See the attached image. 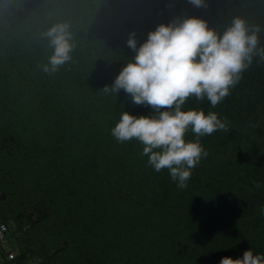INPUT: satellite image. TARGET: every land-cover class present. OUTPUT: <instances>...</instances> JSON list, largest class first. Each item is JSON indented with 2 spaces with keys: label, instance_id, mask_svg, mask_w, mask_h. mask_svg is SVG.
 <instances>
[{
  "label": "trees",
  "instance_id": "obj_1",
  "mask_svg": "<svg viewBox=\"0 0 264 264\" xmlns=\"http://www.w3.org/2000/svg\"><path fill=\"white\" fill-rule=\"evenodd\" d=\"M206 3L0 0V222L16 251L0 264H219L264 253V63L254 61L216 108L195 98L183 106L229 123L200 138L208 155L186 188L156 172L138 140L111 135L124 111H154L123 90L102 91L134 55L129 33L139 46L186 16L220 33L236 16L264 25V0ZM55 23L71 26L75 48L48 74L41 34Z\"/></svg>",
  "mask_w": 264,
  "mask_h": 264
},
{
  "label": "clouds",
  "instance_id": "obj_2",
  "mask_svg": "<svg viewBox=\"0 0 264 264\" xmlns=\"http://www.w3.org/2000/svg\"><path fill=\"white\" fill-rule=\"evenodd\" d=\"M196 8H207L206 0H188ZM264 25L252 24L236 16L222 32L209 27L197 16L175 17L149 31L139 44L135 32L129 33L127 46L134 55L121 69L105 94L123 90L135 105L150 106L149 115L124 111L111 129L117 142L132 139L143 145L142 155L156 172L167 169L181 189L187 187L192 170L208 153L201 137L229 131V123L214 111L183 110L190 98L210 102L212 108L231 95V90L256 61L264 63ZM52 50L44 73L52 74L71 59L75 48L68 23H55L41 34ZM191 131L195 141L185 139ZM264 214V206L260 209ZM219 264H264V253L250 248L242 258L223 257Z\"/></svg>",
  "mask_w": 264,
  "mask_h": 264
},
{
  "label": "built area",
  "instance_id": "obj_3",
  "mask_svg": "<svg viewBox=\"0 0 264 264\" xmlns=\"http://www.w3.org/2000/svg\"><path fill=\"white\" fill-rule=\"evenodd\" d=\"M9 227L5 223L0 222V262L3 260H13L16 258V251L14 249L4 247L6 243V235L8 234Z\"/></svg>",
  "mask_w": 264,
  "mask_h": 264
},
{
  "label": "rangeland",
  "instance_id": "obj_4",
  "mask_svg": "<svg viewBox=\"0 0 264 264\" xmlns=\"http://www.w3.org/2000/svg\"><path fill=\"white\" fill-rule=\"evenodd\" d=\"M5 239H6V243H4V247L6 249L11 248V246L13 245V242H12V239L9 233L6 235Z\"/></svg>",
  "mask_w": 264,
  "mask_h": 264
}]
</instances>
